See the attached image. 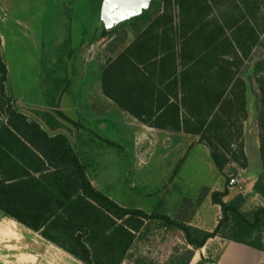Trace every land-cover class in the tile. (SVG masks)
Returning <instances> with one entry per match:
<instances>
[{
	"label": "rangeland",
	"instance_id": "374dc122",
	"mask_svg": "<svg viewBox=\"0 0 264 264\" xmlns=\"http://www.w3.org/2000/svg\"><path fill=\"white\" fill-rule=\"evenodd\" d=\"M69 1L55 6L53 11L38 10L35 20L26 18L24 23L0 26L3 58L9 70L7 90L17 110L44 129H59L73 141L79 139L84 165L99 190L124 206L175 217L185 198L196 202L205 188H211L210 184L226 189L231 178L239 174L245 179L247 174L256 175L248 163L244 166L243 159L233 157L237 146L241 142L245 145L244 137L234 143L232 151L226 150L232 159L220 172L201 136L176 130L173 99L179 91V80L164 74L156 61L141 59L135 44L138 32L146 28L147 22H128L116 33L104 35L101 11L105 0ZM207 1L212 10L205 14L211 26L236 19L250 22L259 31V42L242 67L248 102L244 131L254 145L260 134L255 65L264 60V0ZM165 7L163 4L160 14ZM171 17L173 24L164 28L171 40L181 46L187 40L183 38L179 8L174 3L166 18ZM189 45L197 56L205 51L200 39ZM150 75L159 98L153 115L147 107H131L128 100L132 86L144 83ZM59 111L72 121L61 117ZM144 120H151L152 128ZM249 181L242 182L246 193ZM257 189L264 193L263 175ZM182 242L181 231L150 222L135 243L132 258L123 264L166 261ZM213 244L211 241L209 246ZM221 250L220 245L214 250L213 262ZM199 261L200 251L191 264ZM0 264L82 263L4 220L0 213Z\"/></svg>",
	"mask_w": 264,
	"mask_h": 264
},
{
	"label": "trees",
	"instance_id": "16d2710c",
	"mask_svg": "<svg viewBox=\"0 0 264 264\" xmlns=\"http://www.w3.org/2000/svg\"><path fill=\"white\" fill-rule=\"evenodd\" d=\"M173 3L179 8L183 38L187 40L181 46L171 40L164 28L173 24L172 17L166 18ZM163 4L166 7L160 14ZM211 10L207 0H155L150 10L130 22H147L135 41L139 57L156 61L164 74L179 80L172 116L176 130L201 136L209 145L216 167L223 172L232 159L226 150L232 151L234 143L244 137L248 102L242 67L245 59H250L260 35L248 21L232 19L211 26L206 19ZM118 30L104 29L103 34L112 35ZM196 39L205 47L199 56L189 49V43ZM1 47L0 36V213L4 217L39 234L82 264H123L132 258V249L150 222H160L169 230L183 233L182 244L174 248L166 261L157 264H191L196 252L216 237L264 251V207L243 212L244 195L225 201L228 188H205L196 202L185 198L176 217L123 206L99 190L65 135L51 136L39 122L14 106L6 91L8 68ZM255 70L264 164V60L256 63ZM145 79L144 83L132 86L128 100L131 107H147L153 115L159 98L153 75ZM58 113L72 121L63 112ZM143 122L153 126L151 120ZM244 147L241 142L233 157L243 159L246 166ZM209 195L213 204L221 207L213 231L190 224V215ZM209 262L213 261L202 257L198 264ZM135 263L150 264L141 260Z\"/></svg>",
	"mask_w": 264,
	"mask_h": 264
},
{
	"label": "crops",
	"instance_id": "0c3cea01",
	"mask_svg": "<svg viewBox=\"0 0 264 264\" xmlns=\"http://www.w3.org/2000/svg\"><path fill=\"white\" fill-rule=\"evenodd\" d=\"M67 3H70V1L69 0H0V26H2V25L9 26L12 24L11 22H13V23L14 22L15 23L16 22L17 23L18 22L24 23L26 18H29L30 21L35 20L38 17V15H37L38 10L53 11L55 9V6L67 4ZM17 23H16V25H17ZM0 36L2 39L1 34H0ZM3 43L4 42L2 39V47H1L2 57H3V53H2ZM3 60H4V58H3ZM4 62H5V60H4ZM6 65H7V63H6ZM7 68H8V65H7ZM8 73H9V70H8ZM8 80H9V76H8ZM6 91L8 94L7 84H6ZM8 95L11 96L10 94H8ZM173 101L175 103L176 98L173 99ZM148 126L152 128V126H150L149 124H148ZM47 132L51 136H54L57 134L65 135L69 139V141L71 142L73 147L76 149V151L78 152L83 164L85 163L83 160V156L80 153V148L83 144L82 143L79 144V141H78L79 139L78 140L75 139V141H73L71 139L70 135L65 133V131L62 132V131H59V129H55V128L52 129L51 131H47ZM154 133L161 135L160 133H157V132H154ZM149 134H151V133H149ZM255 138H256V141H254L255 144L252 145L251 144V143H253L252 139L248 136L247 132L244 131V142H245L244 150H245V155L247 158V163L249 164L250 168L255 169V172H256L255 176L247 174L246 179H245V175H244V180H247V181L250 180L247 184V187H248L247 191L248 192L243 194L245 197V203L242 207V210L245 213H251L259 207H264V193H262L261 191H259L257 189V182L262 178V175L264 177V164H263L261 150H260V134H259V136H256ZM212 161H213V159H212ZM213 163H214V161H213ZM214 165H215V163H214ZM249 166L247 168H249ZM87 171H88V169H87ZM88 174H89V172H88ZM209 186L211 187L210 189L212 191H224L225 190L222 187L215 186L213 183H212V185L210 184ZM238 194H241L238 192V190H236V189L230 190L229 195L227 197H225V201L232 200ZM133 208H139V207H133ZM154 211L155 210L146 211V212L152 213ZM160 213H162V212H160ZM220 216H221V207L217 204H213L212 199H211V195H209L208 197H206V199L203 201V203L196 208L194 213H192L190 215V224L194 225L196 227L208 230V231H213L218 224ZM171 217H174V216H171ZM4 220H8L10 222H13V223L23 227L24 229L28 230L29 232L41 237L39 234L33 232L32 230L24 227L23 225L17 223L16 221H14L10 218L4 217ZM43 240L46 241L45 239H43ZM211 241H214V244L212 246H209V243H211ZM46 242H48V241H46ZM219 245L222 246V250L220 252L219 257L216 260V263L209 262L207 264H264V251L252 248L250 246H247V245H244V244H241L238 242L227 241V240H224L220 237L210 239L205 248L197 251V252L200 251V260L202 259V257H204L205 259H211V261H212L213 252L215 249H217L219 247ZM52 246H54V245H52ZM54 247H56V246H54ZM57 249L64 252L63 250H61L59 248H57ZM197 252H196V254H197ZM64 253L67 254L66 252H64ZM196 254H195L192 261H194L196 259ZM197 264H198V262H197Z\"/></svg>",
	"mask_w": 264,
	"mask_h": 264
},
{
	"label": "water",
	"instance_id": "95a60500",
	"mask_svg": "<svg viewBox=\"0 0 264 264\" xmlns=\"http://www.w3.org/2000/svg\"><path fill=\"white\" fill-rule=\"evenodd\" d=\"M152 7V0H105L101 19L108 31L125 26Z\"/></svg>",
	"mask_w": 264,
	"mask_h": 264
},
{
	"label": "built area",
	"instance_id": "2783aa9c",
	"mask_svg": "<svg viewBox=\"0 0 264 264\" xmlns=\"http://www.w3.org/2000/svg\"><path fill=\"white\" fill-rule=\"evenodd\" d=\"M244 181V176L242 174H239L237 177H233L230 180V183L228 185L229 190L238 189L240 190L241 194L246 193V189L244 188L242 182Z\"/></svg>",
	"mask_w": 264,
	"mask_h": 264
}]
</instances>
